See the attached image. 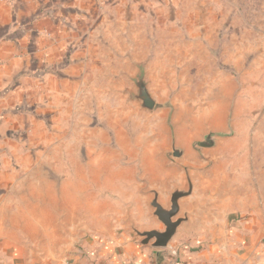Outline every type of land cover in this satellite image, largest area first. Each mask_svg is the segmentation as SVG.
I'll use <instances>...</instances> for the list:
<instances>
[{
	"label": "rangeland",
	"instance_id": "obj_1",
	"mask_svg": "<svg viewBox=\"0 0 264 264\" xmlns=\"http://www.w3.org/2000/svg\"><path fill=\"white\" fill-rule=\"evenodd\" d=\"M50 1L0 0V251L119 252L190 178L171 243L263 262L264 0Z\"/></svg>",
	"mask_w": 264,
	"mask_h": 264
},
{
	"label": "crops",
	"instance_id": "obj_2",
	"mask_svg": "<svg viewBox=\"0 0 264 264\" xmlns=\"http://www.w3.org/2000/svg\"><path fill=\"white\" fill-rule=\"evenodd\" d=\"M78 5V0H52L48 2L45 13L50 18H57L65 16L68 6ZM63 8V9H62ZM63 13L62 15H60ZM72 13V12H71ZM45 14V15H46ZM46 18H49L46 16ZM170 241L167 248H153L149 245H142L139 240L125 241L123 249L116 252L114 249L109 250L106 247H95L90 241L83 247V249H74L72 253L64 255L55 259L49 260L45 264H224L222 257L217 256L211 252L209 254L204 252H193L189 246L177 247L176 243ZM253 243V242H252ZM257 244H252L256 247ZM14 248V247H13ZM11 248L7 249L9 253L0 251V264H15L16 255ZM264 258V256H262ZM259 262V261H258ZM263 262L259 264H263Z\"/></svg>",
	"mask_w": 264,
	"mask_h": 264
},
{
	"label": "water",
	"instance_id": "obj_3",
	"mask_svg": "<svg viewBox=\"0 0 264 264\" xmlns=\"http://www.w3.org/2000/svg\"><path fill=\"white\" fill-rule=\"evenodd\" d=\"M139 93L137 95L138 99L142 101V107L147 109H153L155 105V100L152 98L151 94L147 90L144 82L141 80L138 83ZM207 142L202 143V145H212L213 139L212 136L209 135L207 137ZM178 153L175 152V155ZM189 167H186L188 171ZM193 184L188 179V189H184L181 187H177L171 193V204L169 207L163 206L158 201V195L156 192L154 199L150 202V205L154 208V215L158 217V219L164 224L163 230L158 229H150V230H138L135 226H132L137 233L141 237L140 243L142 245H149L153 248H167L173 236L175 235L178 227L180 226L181 222L185 220L183 217H178L174 219L176 215H178L180 211V201L183 197L188 196L192 193Z\"/></svg>",
	"mask_w": 264,
	"mask_h": 264
}]
</instances>
